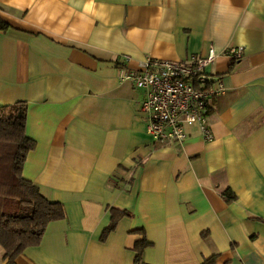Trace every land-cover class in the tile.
Masks as SVG:
<instances>
[{
    "label": "crops",
    "instance_id": "crops-1",
    "mask_svg": "<svg viewBox=\"0 0 264 264\" xmlns=\"http://www.w3.org/2000/svg\"><path fill=\"white\" fill-rule=\"evenodd\" d=\"M0 108L27 104L22 176L66 218L16 264H264V0H0ZM217 57L213 141L155 143L120 67ZM242 48L232 63L225 51ZM230 189L235 200L225 202ZM128 211L105 241L110 209ZM0 247V264H5Z\"/></svg>",
    "mask_w": 264,
    "mask_h": 264
},
{
    "label": "trees",
    "instance_id": "trees-1",
    "mask_svg": "<svg viewBox=\"0 0 264 264\" xmlns=\"http://www.w3.org/2000/svg\"><path fill=\"white\" fill-rule=\"evenodd\" d=\"M1 11V6H0ZM11 26L0 17V31ZM232 63L239 59L230 57ZM27 104L18 102L0 108V247L4 251L5 264H16V258L27 248L39 245L51 222L66 218L63 204L51 202L40 192L38 186L23 178L22 170L35 141L26 136ZM227 203L235 200L230 189L222 192ZM125 210L110 209V222L103 230L100 241L116 229L123 218H130ZM142 238L134 245V264H142L143 252L151 247L143 229L135 230ZM215 256L202 264H214Z\"/></svg>",
    "mask_w": 264,
    "mask_h": 264
},
{
    "label": "built area",
    "instance_id": "built-area-1",
    "mask_svg": "<svg viewBox=\"0 0 264 264\" xmlns=\"http://www.w3.org/2000/svg\"><path fill=\"white\" fill-rule=\"evenodd\" d=\"M242 48L225 51L240 59ZM217 55L210 48L206 58L180 63L148 58L138 69L120 67L118 80L145 92L140 106L146 131L155 143L182 144L187 128L196 127L205 142L213 141L209 100L225 92L220 78L206 73Z\"/></svg>",
    "mask_w": 264,
    "mask_h": 264
}]
</instances>
